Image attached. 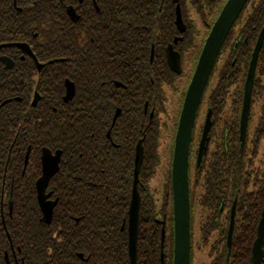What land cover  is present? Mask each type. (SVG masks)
Returning a JSON list of instances; mask_svg holds the SVG:
<instances>
[{
	"label": "flooded vegetation",
	"instance_id": "1",
	"mask_svg": "<svg viewBox=\"0 0 264 264\" xmlns=\"http://www.w3.org/2000/svg\"><path fill=\"white\" fill-rule=\"evenodd\" d=\"M120 1L131 2L130 0ZM120 1L110 0L109 3L113 5V8L102 11L97 6V0H0V110L2 108V110L6 109L7 107L5 106L9 103L16 105L14 109L17 121H21L22 117L29 113L30 110L34 111V114H30L29 118L31 133H33L32 129H37L38 124H42L41 127L44 125L53 127L67 126L68 123L66 121L60 120L52 121L49 124L40 122L36 115V109L42 104H45L47 110L53 113H56L58 108H60V105H57L58 108L52 105V95L48 92L52 86L51 81L54 77L58 79V70H61L64 73V76L61 77L63 78V89H61L62 96L59 101L57 99V104L61 102L64 106L63 117L66 118L70 110L77 109L81 114V127L83 129H88V132L91 133L104 135L113 149L124 151L127 148L126 140L128 136L126 134L132 130V125L130 124L126 130V127L122 128V124H117L118 122L122 123L127 118L132 121V106L140 105V109L138 107L136 110L139 111L138 114L142 111L144 123H138L137 125V138L134 142L132 161L133 176L137 145L141 144L143 151L142 168L149 152L147 137L150 120L154 116L160 120V113L157 111L161 108V103L158 98L165 105L164 101H168L169 97L177 95L180 91L178 85L184 82L180 92V106L168 136V141L170 142L169 162L171 163L175 135L187 88L205 40L227 0L224 1L211 24L205 25V36L199 33L196 25H192L194 27V31H192L193 44L188 52L181 50L179 47L183 34L188 31L186 24L183 23V26L176 24V10L179 8L177 6L180 0H170L169 5L167 4L168 8H166L167 5L164 6V0H160L158 4H156V0H144L140 11L139 7L136 6L133 11H130L128 17L119 16L123 13L128 15L126 10L118 8L122 6ZM150 1L152 2L151 4ZM260 1H247L223 44L196 113L189 149V187L197 198L201 197L205 190V183L210 175L209 168L212 160L217 157L222 158V161H224V174L218 182L222 183L221 196L225 200H221L218 215L214 216L216 230L213 235H218L216 241L222 240L226 246L231 209L233 206L235 207L236 215L237 201L240 198V191L238 193L236 191L239 181L233 180L228 170L229 144H238L239 152L242 154L243 151H240V126L245 98V85L252 54L264 27V21L262 22L261 18L262 7H260ZM131 3L134 5L133 2ZM39 6L41 7L40 9L38 8ZM166 9H169L167 12L174 14V22L172 26L168 27V31L166 27ZM186 11L187 20L193 23L195 21L194 12L191 10ZM107 12L111 16L103 15ZM107 22L110 23L109 27L106 25ZM122 22H125L128 27L134 30L129 33L126 32L127 38L118 36L119 24ZM129 38L134 40L131 41ZM124 43L131 48H135V50L138 49L140 55L136 51L137 57L134 58V62L130 61L132 60L130 56H119L117 46ZM169 46L179 55L180 74L174 73L168 64L166 50ZM52 47H62V56H51L50 53L44 52V49ZM263 48L264 41L259 51L250 92L244 146L256 144L259 147L264 143V76L261 73L264 60L262 58L264 54ZM77 49L78 54L75 55L74 52ZM191 57H194L192 62H190ZM227 61H229V65L225 64ZM187 62L193 64L189 74L185 71ZM75 74L80 77L77 85L70 78ZM44 80L51 81L45 82ZM150 83L156 88L152 92L149 88ZM69 85L73 86V95L69 100L65 101ZM39 89L43 91V94ZM6 92H9L10 97L5 98ZM78 92H80V101H74ZM107 93L110 94L109 97L105 95ZM151 96L156 98L154 101L152 100V106ZM70 106L72 107L69 109ZM204 107L205 112H203ZM208 112H210L211 126L207 134V148L202 155L200 163L197 164L199 144ZM200 117H202V121ZM161 123L163 124L164 122ZM18 127V129H22L20 125ZM20 140V131H17L10 148L15 151L16 157L19 159L14 165L16 166L13 170V176L15 177H11L10 174L12 172H4L0 179V191L2 194L0 218L2 224L6 216L11 217L14 208L13 203L3 200L4 194L6 191L11 193L19 190V185H17L18 178L25 174V169L30 160L31 148L29 147L24 154L23 165L20 164ZM37 142L38 137L36 135L31 136V143ZM161 142L162 140H160ZM88 143V141H83L82 148L84 150L94 149V145L99 148L102 147V142L99 139L96 140V143L89 145ZM103 144L108 148L105 141H103ZM43 149L48 150L53 156L59 154V164L62 156L59 151L52 152L48 148H41L40 175L35 181V192L36 182L42 175L41 156ZM258 156H261V152L258 153ZM261 166L257 168L260 169ZM84 167L87 170L90 169L89 165L84 164ZM85 173L87 175V171ZM245 173L244 167V177ZM262 174L264 175V163ZM52 178L48 183L46 194H50L48 201L54 203L55 207L51 192H48ZM87 179L90 181V177ZM92 181L95 180L92 179ZM83 183L84 185L86 184L84 181ZM146 183L148 184V181ZM132 188L133 179L131 192ZM137 188L138 192L139 189H144L143 185H139V183ZM263 206L259 213V221ZM40 213L41 220H43L41 210ZM196 213L193 215L191 228V264L195 251L193 241ZM207 219H209V215H206ZM202 220H205V218ZM161 223L164 228V221ZM127 228L128 219L123 230L127 231ZM16 251L11 248L9 253L14 256ZM204 252H207V250ZM216 252L219 253L220 251L214 250L212 255H215ZM2 253L6 260L8 252L3 251ZM210 255L211 253L208 252L207 257ZM171 264H173V251Z\"/></svg>",
	"mask_w": 264,
	"mask_h": 264
},
{
	"label": "trees",
	"instance_id": "2",
	"mask_svg": "<svg viewBox=\"0 0 264 264\" xmlns=\"http://www.w3.org/2000/svg\"><path fill=\"white\" fill-rule=\"evenodd\" d=\"M130 1L134 5L129 1H120L122 6L118 8L126 10L128 15L123 13L119 16L128 17L130 11H133L136 6L139 7L140 11L144 0ZM224 1H179L177 7L180 8L183 23L188 26V31L183 34L179 44L181 50L188 52L193 44L192 31H194V27L192 26L193 23L187 20L186 10L193 11L205 26L211 24ZM109 2L110 0H97V6L102 11L109 10L113 8ZM159 2L160 0H156V4ZM260 2L263 22L264 0ZM169 3L170 0H164V6L169 5ZM167 10L169 9H166L165 14L168 31V27L172 26L174 22V14L172 15ZM103 15L111 16L108 12ZM106 25L109 27L110 23L107 22ZM130 31L134 30L128 27L125 22L119 24V37L127 38L126 32L129 33ZM129 39L134 40L133 38ZM117 51L120 57L130 56L131 62H134V58L137 57L136 51L139 54L138 49L135 50L125 43L119 44ZM44 52L50 53L51 56H62L63 48L52 47L44 49ZM77 52L78 49L75 50V55L78 54ZM262 58L264 59V54ZM225 64L229 65V61ZM58 71V79L54 77L52 81H44L52 82L48 93L52 95V105L56 108H58L57 105H60V108L56 113H53L47 110L45 104H42L36 109V115L40 122L49 124L52 121L60 120L66 121L67 126L44 125L41 127L42 124H38L36 130L31 128L33 131L31 133L29 118L30 114H34V111L30 110L22 117L21 121H17L14 109L16 105L9 103L5 106L6 109L0 110V179L4 172H12L10 174L12 177L14 175L13 170L16 168L14 165L19 160L15 151L10 149L15 132L20 131V164L23 165L27 148H31L30 160L25 169V174L18 178L19 190L11 193L6 191L3 197V200L13 203L14 208L11 217L6 216L3 224L0 218V264H6L3 251L8 252L9 264H129L128 234L126 230L122 231L121 228L128 219L133 179V149L137 138V125L144 123L142 111L138 114L139 111L136 110L140 105L132 106V121L127 118L122 123L118 122L117 125L122 124V128L126 127V130L131 124L132 130L126 134L128 136L126 150L117 151L110 146L104 135L88 132V129L81 127V114L77 109L70 110L67 113L68 116L63 117L64 106L61 102L57 104V99L59 101L62 96L63 78L61 77L64 76V73L61 70ZM261 73L264 76V60ZM70 78L76 82V85L80 79L78 74ZM149 88L151 92L156 89L152 83H150ZM39 91L43 94L41 89ZM8 93L6 92L5 98L10 97ZM105 95L110 96L109 93ZM155 99L151 96V106L152 100ZM78 100L80 101V92L74 99V101ZM158 100L161 103V108L157 112L165 114V105L160 98ZM18 125L22 127L21 130L18 129ZM162 125L161 120L156 119L155 116L150 120L147 137L149 152L139 175L138 183L143 185L144 189H139L141 202L137 264H161L162 254L164 264L172 263L171 163L169 162L166 183L160 201L155 198L156 195L151 193L146 183L153 178L161 163L159 148L161 146L160 140L164 138ZM93 134L95 135L93 136ZM33 135L38 137V142L34 144L31 143V136ZM97 139L102 142V147L99 148L94 145V149L84 150L82 148L83 141H88L89 145L96 143ZM103 141L107 143L108 148L103 144ZM229 146L228 170L232 179L239 181L236 191L237 193L240 191V198L237 201V214L234 216L229 257L227 258L229 252L224 241H215L212 246L210 242V238L216 230L214 216L218 215L221 200H225L221 196L222 183L218 182L224 174L225 166L222 158L215 157L210 163V175L206 180L205 190L201 197L194 196L189 187L191 228L195 212L198 211V215L204 216L202 219L205 218V220L206 215H209V219L202 220L200 224L198 238V243L205 245L206 248L211 247L208 264H252V246L256 239L259 213L264 203V175L262 174L264 143L259 147L256 144L244 146L242 154L239 152L238 144H229ZM43 147L52 152L59 151L62 154L59 171L52 178L48 187V192H51L55 202L52 220L49 224L41 220L34 187L35 181L40 175V150ZM259 152H261V156H258ZM84 164L89 165L90 169L87 170ZM260 166L261 168L258 169L257 167ZM244 167L245 177L243 176ZM85 171H87V175ZM89 177L90 181L87 179ZM83 181L86 183L85 185ZM1 196L0 191V200ZM163 221L165 223V237L161 254L163 229L161 222ZM11 248L17 250L16 255L13 256L9 253ZM193 248H196L194 241ZM214 250L220 252L212 255ZM261 264H264V256Z\"/></svg>",
	"mask_w": 264,
	"mask_h": 264
},
{
	"label": "water",
	"instance_id": "3",
	"mask_svg": "<svg viewBox=\"0 0 264 264\" xmlns=\"http://www.w3.org/2000/svg\"><path fill=\"white\" fill-rule=\"evenodd\" d=\"M248 0H227L220 14L215 20L213 27L205 40L201 53L199 55L193 76L187 88L182 110L179 117L178 127L174 140V148L171 162V188H172V215H173V264L191 263V214L189 200V149L192 140V129L194 126L196 113L201 103L204 91L207 87L210 75L217 60V57L223 47V44L236 19L240 15L243 7ZM176 24L182 25L180 9L176 10ZM264 41V27L261 31L257 45L253 51L246 85L245 98L243 103V112L241 116V147L244 148V136L247 126V116L249 111L250 92L255 75L256 64L259 51ZM167 59L171 70L180 74V58L172 47L167 48ZM68 94L66 100L73 95V86L67 87ZM35 105V103H34ZM210 112L207 113L202 139L199 144L197 164L200 163L203 153L206 152L210 130ZM60 155L53 156L48 150H42L41 166L42 175L36 182V193L38 206L43 215V221L50 223L53 215L54 203L48 201L50 194H46V189L50 179L57 173ZM143 161V151L141 144L137 145L135 153V168L133 175V188L131 192V201L128 209V257L129 264H137V241L139 227V209L140 195L138 192V177ZM235 207L231 209V217L228 229L227 248L230 255L232 233L234 227ZM125 223L122 226V230ZM165 237V230L162 229L161 254ZM264 206L261 218L257 227V236L252 246L251 263L261 264L264 256ZM6 263L8 259L6 258ZM161 264H164L163 254L161 255Z\"/></svg>",
	"mask_w": 264,
	"mask_h": 264
},
{
	"label": "rangeland",
	"instance_id": "4",
	"mask_svg": "<svg viewBox=\"0 0 264 264\" xmlns=\"http://www.w3.org/2000/svg\"><path fill=\"white\" fill-rule=\"evenodd\" d=\"M193 14V13H192ZM194 17L193 19L195 20L193 22L194 25L197 26V29L199 30V33L203 36H205V26L202 22H200L199 18L197 17V15L193 14ZM200 38V36H198ZM199 41V40H198ZM194 57H191L190 62L193 61ZM192 63L187 62L185 65V71L187 72V74H189V72L191 71L192 68ZM184 86V82H182L181 85H178V88H180V91L177 95H174L173 97H169L168 101H164L165 102V114H160V120L161 122H164L163 124H165V126L162 127L163 130V137H166V139H162V142L160 143L161 146L159 148V153H160V157H161V163L160 166L157 168L155 175L153 176L152 179H150L148 181V188L151 191V193H153L154 195H156L155 198H157L160 201L162 192L164 191V185L166 183V175H167V171L169 168V147H170V142L168 141V136H169V132L171 130V125L174 124L175 122V118H176V113L179 109V101H180V92L182 90V87ZM203 112H205V107L203 108ZM200 120L202 121V117H200ZM204 216L202 215H198V211L196 213V226L194 229L195 232V236H194V242H195V246L196 248H194V258L192 261V264H208V262L210 261V258L207 257L208 252H210V246L209 247H205V245H201L200 243H198V238H199V227L200 224L202 223V218ZM212 232V231H211ZM210 232V233H211ZM217 235V234H216ZM210 237V235H209ZM217 236H212L210 238V242H211V246L215 243V241L217 240ZM206 248V249H205ZM205 250H207V252H204Z\"/></svg>",
	"mask_w": 264,
	"mask_h": 264
}]
</instances>
